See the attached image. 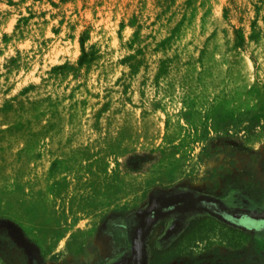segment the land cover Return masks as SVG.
Wrapping results in <instances>:
<instances>
[{
	"label": "rangeland",
	"instance_id": "374dc122",
	"mask_svg": "<svg viewBox=\"0 0 264 264\" xmlns=\"http://www.w3.org/2000/svg\"><path fill=\"white\" fill-rule=\"evenodd\" d=\"M182 195L264 207V0H0V264L117 263ZM157 222V264H264Z\"/></svg>",
	"mask_w": 264,
	"mask_h": 264
},
{
	"label": "flooded vegetation",
	"instance_id": "af4514ba",
	"mask_svg": "<svg viewBox=\"0 0 264 264\" xmlns=\"http://www.w3.org/2000/svg\"><path fill=\"white\" fill-rule=\"evenodd\" d=\"M188 215L190 217L187 218ZM142 217L144 220L133 231L129 253L114 264H157L162 262L167 257L161 255L162 253L154 246L169 242L175 245L202 222L212 218L241 232L264 237V207L250 209L242 204L230 205L223 199L207 195L191 198L182 195L171 201L156 199L143 212ZM154 221H158L157 224L162 228V233L160 232L156 237L157 240L152 245L155 249L148 255L146 254V240L149 224ZM184 221H187L188 224L182 227Z\"/></svg>",
	"mask_w": 264,
	"mask_h": 264
}]
</instances>
